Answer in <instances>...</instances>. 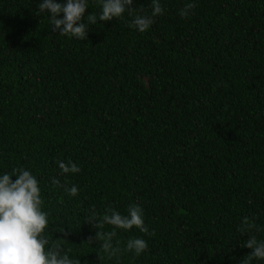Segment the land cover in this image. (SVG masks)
<instances>
[{"label": "trees", "instance_id": "obj_1", "mask_svg": "<svg viewBox=\"0 0 264 264\" xmlns=\"http://www.w3.org/2000/svg\"><path fill=\"white\" fill-rule=\"evenodd\" d=\"M39 2L0 0V175L36 177L50 245L80 264H241L245 217L264 240V0H160L144 33L87 0L86 40L52 32ZM69 159L79 173L61 174ZM132 204L155 235L117 229L148 247L109 259L86 218Z\"/></svg>", "mask_w": 264, "mask_h": 264}, {"label": "clouds", "instance_id": "obj_2", "mask_svg": "<svg viewBox=\"0 0 264 264\" xmlns=\"http://www.w3.org/2000/svg\"><path fill=\"white\" fill-rule=\"evenodd\" d=\"M102 7L99 21L108 22L114 18H120L125 12L131 17L130 27L141 33L147 31L154 23V17L163 14L160 0H150L151 14L144 15L143 8L133 6V0H100ZM194 3H186L180 10L181 17H187ZM87 0H40L36 15L47 14L51 24V30L61 36H71L79 40L88 37V25L97 23V16L87 15ZM62 14L63 18H58ZM61 174L79 173L81 168L71 159L57 161ZM13 177L16 179L13 181ZM53 186H60L58 178L51 181ZM70 196L78 194V187L65 188ZM251 202V201H249ZM40 188L36 177L24 168H14L11 173L0 175V264H80V259H70L67 252L59 243L50 245V241L44 235L49 226L48 214L42 210ZM88 224L96 230L95 241H102L100 250L111 259L128 252L136 256L142 254L148 247L143 238H130L126 246L121 247V241L114 238L117 229H138L141 233H149L143 218V209L132 204L127 208V215L121 214L114 207L105 209L104 214L98 216L95 208L86 218ZM105 225L111 226L112 231H103ZM100 229V231H97ZM65 237L68 235L64 228H59ZM240 234H248L249 239L242 247L250 249L241 264H252L253 260L264 261V240H258L254 231H259L256 223L245 217L239 228ZM61 240V239H57ZM90 244L93 239L89 238ZM99 259L102 257L98 254Z\"/></svg>", "mask_w": 264, "mask_h": 264}]
</instances>
